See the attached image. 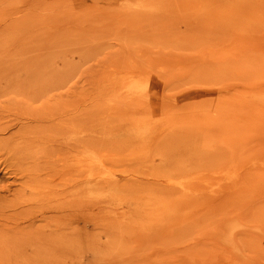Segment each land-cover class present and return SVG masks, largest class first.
<instances>
[{"label": "rangeland", "instance_id": "rangeland-1", "mask_svg": "<svg viewBox=\"0 0 264 264\" xmlns=\"http://www.w3.org/2000/svg\"><path fill=\"white\" fill-rule=\"evenodd\" d=\"M0 264H264V0H0Z\"/></svg>", "mask_w": 264, "mask_h": 264}]
</instances>
